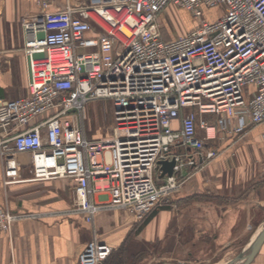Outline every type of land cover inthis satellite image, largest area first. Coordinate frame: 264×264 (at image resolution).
<instances>
[{
	"label": "built area",
	"instance_id": "1",
	"mask_svg": "<svg viewBox=\"0 0 264 264\" xmlns=\"http://www.w3.org/2000/svg\"><path fill=\"white\" fill-rule=\"evenodd\" d=\"M39 4L21 21L29 94L0 98L4 182L19 178L21 153L31 154L35 179H73V204L63 212L92 227L77 264H102L113 247L98 240L97 213L125 208L142 217L183 187L193 173L187 167L201 169L217 155L207 140L264 122V0ZM171 6L199 25L166 39L160 14ZM209 8H222L219 17L205 19ZM96 25L102 31L89 35ZM99 98L113 101L115 125L90 139L85 105ZM175 145L195 151L184 156ZM173 158V174L157 183L158 161ZM42 215L0 206V231Z\"/></svg>",
	"mask_w": 264,
	"mask_h": 264
},
{
	"label": "crops",
	"instance_id": "2",
	"mask_svg": "<svg viewBox=\"0 0 264 264\" xmlns=\"http://www.w3.org/2000/svg\"><path fill=\"white\" fill-rule=\"evenodd\" d=\"M39 1L0 0V98L13 100L29 94V65L21 21L24 15L40 10ZM46 1L50 9L56 10L65 8L69 0ZM173 7L160 14L166 39L199 25L175 32L166 13ZM220 14L218 10L214 18ZM96 27L88 34L102 31ZM108 102L114 110L113 101ZM205 116L211 122L216 120L213 114ZM40 120L41 117L35 122ZM263 135L264 122L224 139L207 140L206 149L215 147L218 153L197 171L187 167L193 173L172 198L180 204L178 210L170 204L158 205L142 217L125 208L101 211L95 216L98 240L114 249L126 245L130 264L138 250H150L154 255L183 251L206 257L248 236L244 249L264 226ZM87 136L95 139L88 131ZM200 136H205L203 129ZM174 151L190 156L195 150L175 145ZM17 158L21 165L19 178L8 184L4 182L0 158V206L8 204L14 211L43 215L15 221L11 234L0 231V264H77L92 239V227L83 215L63 212L73 204L75 181L70 177L35 179L31 154L21 153ZM166 176H162L158 164L156 182H163ZM190 198L194 200L188 202ZM251 264H264V244Z\"/></svg>",
	"mask_w": 264,
	"mask_h": 264
},
{
	"label": "rangeland",
	"instance_id": "3",
	"mask_svg": "<svg viewBox=\"0 0 264 264\" xmlns=\"http://www.w3.org/2000/svg\"><path fill=\"white\" fill-rule=\"evenodd\" d=\"M89 1L70 0L72 4H81L83 2H89ZM218 10L222 11V8L206 9L204 13V18L207 20H213ZM166 13L168 17V23L175 32H179L184 29H190L191 27L195 25L197 26L200 23V20L196 19L191 12H187L181 7L174 6L170 11H167ZM195 21L197 22V24ZM108 103H109L108 99L99 98V99L91 100L85 105V114L87 118L86 119L87 131L88 134L89 133L93 134V137L95 138L107 136L109 133H111V128H113L115 125L114 110L112 109V107L109 106ZM261 139L264 140V135L261 137ZM211 148L216 149L215 147H211ZM181 189L182 188L173 192L168 197V199L164 201L160 206L170 204L173 209L178 210L179 207L181 206L180 204L173 202L172 198L174 194L181 191ZM194 199L196 198L194 197ZM194 199L190 198L187 201L190 202ZM247 240H248V236H246L245 239L243 240L235 241L234 243L230 244L228 247L220 248L216 250L215 255L209 254V256L206 257L204 255H199L195 253L194 255H188L183 251L182 252L177 251L175 252V254L166 253V252L163 253V251H160L158 252V254L154 255V253L151 252L150 250L148 251L138 250L136 253L132 255L133 258L132 264L134 262V258L137 255L141 256V259L138 260L137 262L138 264H140L141 261L142 264H157V263L159 264L160 262H164V261H173V262H180L187 264H219V263L224 264L227 260L234 257L238 252L242 250ZM153 251L155 252V250Z\"/></svg>",
	"mask_w": 264,
	"mask_h": 264
},
{
	"label": "water",
	"instance_id": "4",
	"mask_svg": "<svg viewBox=\"0 0 264 264\" xmlns=\"http://www.w3.org/2000/svg\"><path fill=\"white\" fill-rule=\"evenodd\" d=\"M158 164L161 166L162 176L172 175L174 172V166L176 164V161L174 158L171 160L160 159L158 161ZM263 244H264V226L252 239V241L247 247L242 249L236 257L225 262L224 264H251L256 258V256L259 254V252L261 251ZM159 264H187V263L164 261Z\"/></svg>",
	"mask_w": 264,
	"mask_h": 264
},
{
	"label": "trees",
	"instance_id": "5",
	"mask_svg": "<svg viewBox=\"0 0 264 264\" xmlns=\"http://www.w3.org/2000/svg\"><path fill=\"white\" fill-rule=\"evenodd\" d=\"M141 259L140 255L134 258L133 264H138V260ZM103 264H130L127 258V248L122 246L118 249H114L111 254L107 257ZM142 264V261L141 263Z\"/></svg>",
	"mask_w": 264,
	"mask_h": 264
},
{
	"label": "bare ground",
	"instance_id": "6",
	"mask_svg": "<svg viewBox=\"0 0 264 264\" xmlns=\"http://www.w3.org/2000/svg\"><path fill=\"white\" fill-rule=\"evenodd\" d=\"M219 264H221V263H219Z\"/></svg>",
	"mask_w": 264,
	"mask_h": 264
}]
</instances>
